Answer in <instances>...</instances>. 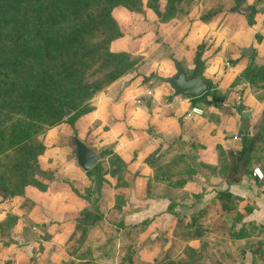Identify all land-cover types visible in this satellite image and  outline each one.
Here are the masks:
<instances>
[{
  "label": "rangeland",
  "instance_id": "374dc122",
  "mask_svg": "<svg viewBox=\"0 0 264 264\" xmlns=\"http://www.w3.org/2000/svg\"><path fill=\"white\" fill-rule=\"evenodd\" d=\"M164 2L167 10L159 11L157 5ZM261 2L256 0L251 5L259 7ZM245 4L236 0H130L126 7L118 5L111 10L112 20L105 15L107 11L104 19H100L99 15L104 11L101 7L92 10L94 6H87V11L92 10L91 13L97 16L99 31L82 35L72 42L67 40L76 21L65 11L66 4L58 7L59 16L50 18L35 16V4L24 6L23 19L0 27L1 179L16 190L27 180L45 184L47 176L35 171L40 166H54L47 169L53 176L57 175L58 169L55 168H60L61 164H76L74 147L68 138L77 132L74 133L66 122L67 116L74 115V122L80 119L82 128L83 125L90 127L85 134L91 136L93 119L88 114L94 109L96 98L102 96L110 85L117 92L118 83H127L139 74L137 70L146 74L142 80L159 79L156 74L163 75V78L174 74L173 66L165 68L162 62L165 55L171 59L170 48L160 39L162 29L167 30L170 41L177 47L182 46L186 37L192 38L195 43L191 45L190 56L193 57L200 45L201 50L207 49L209 34L204 30L203 21L214 17L216 24L221 15L231 13V8ZM147 15L151 16L152 24L146 22ZM170 15H175L177 20L172 21L174 17ZM55 20L60 23L55 24ZM239 22L234 21L232 25L238 27L242 24ZM120 28L128 36L127 40L122 37ZM117 31L120 36L115 39L122 38L110 48V42L115 39L108 40ZM56 38L66 42H61L59 48H47L43 44ZM125 41L131 43L134 50L142 49L144 42L145 54L140 49L115 54L117 51L113 49ZM228 58L230 56L224 59L228 62L224 66L230 64ZM177 62L186 74L190 72L191 60ZM64 107L68 108L67 115ZM96 136L97 133L89 137V141L95 142ZM93 150L98 155L96 162L99 164L95 167V176H104L110 168L107 148L99 150L94 147ZM179 172L181 178L190 173L209 174L208 168L194 158L183 159ZM93 180L94 177L85 176L79 193L94 196ZM11 198L0 197V206L4 208L7 202H14ZM108 201L107 198L106 205ZM234 203L226 206L232 207ZM17 204L31 221L49 219L48 213L29 200H20ZM125 206L122 196H118L102 225L92 221L64 229H59L57 224L50 228L38 227L35 264H234V256L240 253L245 243L250 247L261 244L264 249V238L251 237L256 230L250 226L244 229L249 237L240 245L229 239L230 230L237 226V214L234 210L221 212L219 201L193 211L192 215L175 213L171 221L159 223L143 219L124 224L123 212L128 209ZM91 214L97 217L99 212L93 208ZM14 217L9 214L2 222L5 226L2 234L9 233L7 228L13 224Z\"/></svg>",
  "mask_w": 264,
  "mask_h": 264
},
{
  "label": "crops",
  "instance_id": "0c3cea01",
  "mask_svg": "<svg viewBox=\"0 0 264 264\" xmlns=\"http://www.w3.org/2000/svg\"><path fill=\"white\" fill-rule=\"evenodd\" d=\"M243 2L248 5L254 0ZM161 5L163 6V3ZM146 17V22L152 24L151 16ZM172 19L176 21L177 17ZM215 20L216 18L212 17L202 23L206 34H209L205 46L207 49L201 50L202 76L209 80L222 96V107L240 105L241 111H246L249 115L236 118L235 115L219 111L216 106L205 103L204 100L192 103L187 96L174 95L165 82L166 77L163 78L161 74L156 75L158 78L162 77V81L157 78L142 80V76L146 74L137 70L139 74L127 83H118L117 92H114V86L110 85L102 96L96 98L94 109L88 114L93 119L91 123L94 129L91 136L85 134L90 127L83 125L82 128L80 119H76L73 124L76 136L90 149H110L111 153L117 155L125 164L122 173L125 184L122 186L115 185V176L109 173L104 175L107 181L95 203L102 219L95 220L94 224H105V216L111 213L115 196L118 195L122 196L125 207L128 208L123 212L124 224L143 219H152L150 222L159 223L171 221L175 213L186 215L201 208L205 209L209 203L219 201L215 196L217 191L226 189L236 197L235 207L238 213L242 214L234 227L235 230L242 223L264 225V181L253 172L251 176L244 175L237 183L231 184H227L217 174L190 173L181 178L179 172L183 159L189 161L194 158L198 163L217 166L219 158L216 145L224 150L239 149L241 142L251 134L262 114L264 136V97L256 96L258 89L255 90L242 78V72L250 60L248 55L244 54L245 49H250L255 63L264 65V0L259 3V7H255L253 14L245 15L231 11L227 15H221L216 24ZM234 21H240L242 24L233 26ZM120 29L122 37L125 36L124 39L127 40L128 36L122 28ZM168 36L167 30L162 29L160 39L170 48L171 58L192 62L190 49L195 43L194 40L186 37L182 46L177 47ZM120 38L111 41L110 48L118 43ZM145 45L142 42V49L139 48L142 54H145ZM131 46V43L125 41L113 51H139ZM229 56L228 59L234 62L229 60L230 64L224 66V63H228L224 59ZM162 62L165 68H174L168 55H165ZM192 107L200 108L202 113H192ZM118 115L120 117H117ZM239 129L242 133L237 137ZM96 133L95 142H90L89 137ZM261 144L264 155V142ZM252 167H258L260 170L258 162ZM40 168L47 170L54 166ZM55 169H58L57 175L52 176L45 190L25 185L23 196H14L11 198L14 202H7L4 208L0 206V264H35L38 227L50 228L55 224L59 229L69 225L71 227L75 224L80 210L91 209L92 206L76 195L70 187L78 190L84 183L83 170L71 162L61 164L60 168ZM194 194H199L198 198H194ZM107 198L108 205L105 204ZM20 200L34 203L48 213L49 219L36 218L35 222L31 221L23 208L18 206ZM170 201L173 206L168 211L167 205ZM7 214L15 216L14 222L7 228L9 233L2 234L5 227L2 222ZM259 236L264 238V230ZM229 239L240 245L245 238ZM259 262L258 260L257 263ZM236 263L251 264L248 249H243L242 254L234 256V264Z\"/></svg>",
  "mask_w": 264,
  "mask_h": 264
},
{
  "label": "trees",
  "instance_id": "16d2710c",
  "mask_svg": "<svg viewBox=\"0 0 264 264\" xmlns=\"http://www.w3.org/2000/svg\"><path fill=\"white\" fill-rule=\"evenodd\" d=\"M129 1L130 0H0V27L13 23V22H17L21 18L23 19L24 15H22L23 13L22 8L24 6L35 4V9H34L35 16L39 15L40 17L50 18L51 16L52 17L59 16V14L57 13L58 7L60 5L66 4L67 9L65 11L68 13L69 16H71L72 18H75V21H76L73 27L71 28V32L67 40V41L72 42V41H75L76 39L78 40L82 35H86L94 31H99V24H97L96 19H95V17L97 16L91 13L93 9L101 7L102 10L104 11L100 13L99 15L100 19H104V14L106 13V11L107 13L105 15L111 19L112 18L110 14L111 10L118 5L126 7ZM236 1H238L239 3H244L243 0H236ZM253 3H256V0H254ZM251 4H248L251 7V10L247 12H241L240 8L236 9L235 7L231 8L230 11H237L245 15H250V14H253L255 11V7ZM87 6H94V7L92 8V10L87 11L86 9ZM146 6L149 7L147 2H146ZM157 8L159 11H163V10L166 11L168 7L166 6V3L164 2L163 9H159L158 5H157ZM170 16L171 18L175 17V15H170ZM81 19H87L93 22L90 23L89 21H82ZM54 23L59 24L60 22L58 20H55ZM119 36H120V33L117 31L114 35H112L109 38L108 41L110 42L112 39H115L116 37H119ZM61 42L63 41H61L60 38H56V39H51L49 41H45L43 42V44L47 48L48 47L59 48L61 45ZM64 42H66V40ZM197 50L201 51V45L198 47ZM117 52L115 54H120V52L118 53ZM252 56L253 54L248 56L250 60L242 72V78L247 80L249 84H251L254 87L255 90L256 89L259 90V91L256 90V96H258L259 98H263L264 97V65L255 63L252 59ZM171 60L173 64L177 62L172 58ZM230 62L232 63L234 62V60H230ZM259 72L260 74L258 75ZM159 79H162V78H159ZM205 80L207 83L206 90L196 97H191V98L189 97L191 102L194 103L196 101L204 100L205 103L216 106L221 112L230 113L232 115H235L236 118L241 117V112H242L241 107L242 106L238 105V106L222 107L221 101L215 102L211 100L212 97L219 96L222 98V96L214 89V85L209 80L207 79ZM74 119H75L74 115H69L66 117V122L72 127V129L74 130L73 132L75 133V128L73 126ZM262 128H263V114H262L260 121L253 127L251 134L247 135L246 139H244L241 142V146L239 149H236V150L225 149L224 150L218 145H216L218 158H219L218 165L211 166V165H207L203 163H199V164L208 168L209 174L220 175L227 184H231V183H237L241 179V177L244 175L251 176V172L253 168L252 165L255 162H258L260 164V168H261L260 172L262 174V177L260 179L261 181H264V155H262L263 146L261 144L264 142V136H263ZM106 154L110 156L109 161H108V164L110 167L108 173L112 176H115L116 186H120V185L122 186L123 184H125L122 180V173L125 169V164L117 155L112 154L110 150L108 151L107 149ZM98 165L99 164L96 162L88 170L84 171L85 176H88V177L90 176L92 178L94 177L93 183L95 187H93V192H92L94 196L88 197L87 194H84L82 192L79 193L77 189L70 186L71 190L76 195L86 200V202L88 203L90 207L92 206L91 209L93 208L97 209V207L95 206V203L98 200L103 183L106 182L103 174L101 175L99 174V176H95V173L97 170L95 169V167H98ZM35 171L40 175L47 176V182L45 184H40L35 180H27L22 183L21 187L17 188L16 190H12L9 186L6 185V182H4L3 179H1L2 177L0 176V192H1L0 197L10 198L14 196H23V188L25 185H32L40 190H45L49 185V181L52 179V175L47 172L48 170H43L41 168H38L37 170L35 169ZM118 196H115V200ZM215 196L219 200L220 209L222 211H225V210L235 211V213L237 214V217H236L237 219L235 220V224L238 223V221L241 219L242 214L238 213L235 207L236 206L235 203L232 204V207L226 206L230 202L232 203V201H235L236 197L232 196L226 189L217 191ZM221 199L224 200V202H221ZM172 206H173V203H171L170 201V203L167 205V210L168 211L171 210ZM91 209L84 208L80 210L78 215L75 218V224L87 225V219L91 218L92 221H95L97 218L99 219L100 213L98 214L97 217H95L93 216V214H91ZM8 216L9 214H7L4 217V220ZM247 226H250L254 230H256V232L253 233L251 237L257 236V237L262 238L259 235H261V233L263 232L264 225H254L249 222L245 224L242 223L238 227L237 230H235L234 227H232V230H230L231 234L229 235V237L231 238L249 237L246 235V232L244 230ZM243 249L249 250L251 254V264H259L257 263L258 260L261 262V264H264V249L261 244H256L254 247H250L247 245V243H245L243 244V248H241L240 250V254L243 253Z\"/></svg>",
  "mask_w": 264,
  "mask_h": 264
},
{
  "label": "water",
  "instance_id": "95a60500",
  "mask_svg": "<svg viewBox=\"0 0 264 264\" xmlns=\"http://www.w3.org/2000/svg\"><path fill=\"white\" fill-rule=\"evenodd\" d=\"M251 10L249 5L240 7V11L247 12ZM244 54L250 55V49L244 50ZM175 72L171 76L165 78V82L172 89L174 95L196 97L206 90L207 83L202 76L203 61L201 59V51L196 50L192 59V67L190 72L186 74L178 62L174 63ZM211 100L215 102L222 101L221 97H212ZM69 113L68 108L64 107V114ZM248 112L242 111L241 116H248ZM242 130H238L236 136L239 137ZM69 142L74 146L75 150V162L77 166L83 170H88L93 166L98 160V155L95 151L90 149L86 144H84L76 135L71 134L68 138ZM92 219H87V223L90 224Z\"/></svg>",
  "mask_w": 264,
  "mask_h": 264
},
{
  "label": "built area",
  "instance_id": "2783aa9c",
  "mask_svg": "<svg viewBox=\"0 0 264 264\" xmlns=\"http://www.w3.org/2000/svg\"><path fill=\"white\" fill-rule=\"evenodd\" d=\"M190 110H191L192 113H196V114H201V113H202V110H201L200 108L192 107ZM252 172H253V174H255L258 178H261V177H262V174H261V172H260V170H259L258 167H253V168H252Z\"/></svg>",
  "mask_w": 264,
  "mask_h": 264
}]
</instances>
